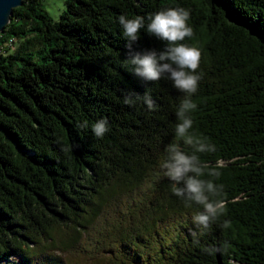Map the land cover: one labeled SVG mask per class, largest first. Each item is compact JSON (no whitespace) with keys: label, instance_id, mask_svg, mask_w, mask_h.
I'll list each match as a JSON object with an SVG mask.
<instances>
[{"label":"trees","instance_id":"obj_1","mask_svg":"<svg viewBox=\"0 0 264 264\" xmlns=\"http://www.w3.org/2000/svg\"><path fill=\"white\" fill-rule=\"evenodd\" d=\"M64 6L53 20L42 0H23L0 33V264H264V0ZM166 6L190 9L184 42L202 49L193 130L216 151L196 154L220 171L227 202L207 230L162 168L170 143L194 152L174 131L183 93L166 75H134L118 22ZM140 35L133 52L164 47ZM129 93L156 110L125 105Z\"/></svg>","mask_w":264,"mask_h":264},{"label":"clouds","instance_id":"obj_2","mask_svg":"<svg viewBox=\"0 0 264 264\" xmlns=\"http://www.w3.org/2000/svg\"><path fill=\"white\" fill-rule=\"evenodd\" d=\"M191 11L180 6H166L147 17L135 15L128 17L120 15L118 22L123 29V35L127 39L128 63L133 66L135 76L147 82H155L166 78L172 82V86L183 93L176 108L177 123L175 125L176 141L183 142L194 148L193 154L182 151L179 143L167 145L165 151L167 157L162 161L164 175L171 182V192L181 199L186 207L193 204L200 206L202 210L193 216V223L200 229L207 230L216 221L217 217L224 213L227 202L222 198L224 187L215 182L221 173L211 168L205 160L202 162L200 154H209L216 151L214 144L208 137L197 134L193 130L192 112L197 108L193 96L198 92L200 81L204 73L199 71L202 59V49L185 43V39L193 36V28L190 26ZM147 20V23H146ZM141 30L148 35L164 42V47L159 51L155 48L142 51H132V44L141 38ZM143 100L147 109L156 110L157 105L145 93H129L124 95L123 103L133 105L137 100ZM193 130L191 133L189 130ZM92 132L97 138H102L109 131L108 121L105 118L97 120L92 125ZM211 179H203L204 176ZM183 185L182 187L180 185ZM191 233L193 242L198 243V235ZM209 254L220 251L219 248L207 249Z\"/></svg>","mask_w":264,"mask_h":264},{"label":"water","instance_id":"obj_3","mask_svg":"<svg viewBox=\"0 0 264 264\" xmlns=\"http://www.w3.org/2000/svg\"><path fill=\"white\" fill-rule=\"evenodd\" d=\"M22 4L23 0H0V33L10 23L13 9Z\"/></svg>","mask_w":264,"mask_h":264},{"label":"rangeland","instance_id":"obj_4","mask_svg":"<svg viewBox=\"0 0 264 264\" xmlns=\"http://www.w3.org/2000/svg\"><path fill=\"white\" fill-rule=\"evenodd\" d=\"M42 5L46 9L49 17L53 20H58L61 12L64 11V0H42ZM18 263L20 259H18ZM17 263V261H16Z\"/></svg>","mask_w":264,"mask_h":264},{"label":"built area","instance_id":"obj_5","mask_svg":"<svg viewBox=\"0 0 264 264\" xmlns=\"http://www.w3.org/2000/svg\"><path fill=\"white\" fill-rule=\"evenodd\" d=\"M11 44V43H10Z\"/></svg>","mask_w":264,"mask_h":264}]
</instances>
